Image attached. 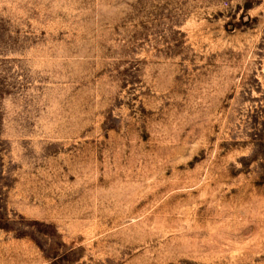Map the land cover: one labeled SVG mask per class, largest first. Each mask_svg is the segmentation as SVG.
<instances>
[{"label":"rangeland","instance_id":"rangeland-1","mask_svg":"<svg viewBox=\"0 0 264 264\" xmlns=\"http://www.w3.org/2000/svg\"><path fill=\"white\" fill-rule=\"evenodd\" d=\"M0 264H264V0H0Z\"/></svg>","mask_w":264,"mask_h":264}]
</instances>
